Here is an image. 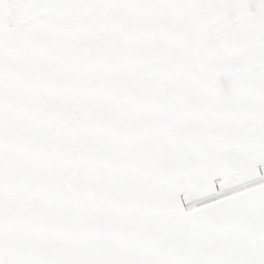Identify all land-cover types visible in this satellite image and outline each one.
Masks as SVG:
<instances>
[{
  "label": "snow or ice",
  "instance_id": "obj_1",
  "mask_svg": "<svg viewBox=\"0 0 264 264\" xmlns=\"http://www.w3.org/2000/svg\"><path fill=\"white\" fill-rule=\"evenodd\" d=\"M0 264H264V0H0Z\"/></svg>",
  "mask_w": 264,
  "mask_h": 264
}]
</instances>
